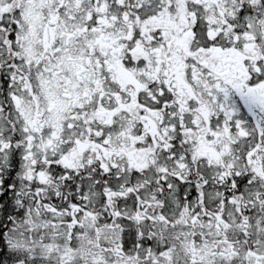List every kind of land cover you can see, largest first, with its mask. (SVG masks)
<instances>
[{"label":"snow or ice","instance_id":"1","mask_svg":"<svg viewBox=\"0 0 264 264\" xmlns=\"http://www.w3.org/2000/svg\"><path fill=\"white\" fill-rule=\"evenodd\" d=\"M0 264H264V0H0Z\"/></svg>","mask_w":264,"mask_h":264}]
</instances>
